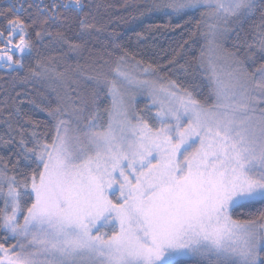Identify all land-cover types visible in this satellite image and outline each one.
Masks as SVG:
<instances>
[{
    "label": "snow or ice",
    "instance_id": "6c2138e0",
    "mask_svg": "<svg viewBox=\"0 0 264 264\" xmlns=\"http://www.w3.org/2000/svg\"><path fill=\"white\" fill-rule=\"evenodd\" d=\"M51 7L63 12L28 21L15 3L0 8L3 66L64 85L48 110L51 135L22 136L0 168V264H264V63L246 65L223 47L233 37L240 47L247 25L246 47L264 54V0H147L143 12L199 13L197 60L211 103L172 79H137L119 62L111 75L88 76L93 92L82 97L83 73L45 66L37 43L50 37L78 56L81 44L46 26L64 13L85 17L82 34L96 26L83 0ZM129 86L149 91L152 123L126 100Z\"/></svg>",
    "mask_w": 264,
    "mask_h": 264
},
{
    "label": "trees",
    "instance_id": "16d2710c",
    "mask_svg": "<svg viewBox=\"0 0 264 264\" xmlns=\"http://www.w3.org/2000/svg\"><path fill=\"white\" fill-rule=\"evenodd\" d=\"M65 2L67 0H0V8L15 3L18 14L28 21L63 12V9H55L51 6ZM83 3L88 6L85 9L89 13L86 19L95 24V28L82 34L79 19L85 17L78 18L72 13H64L60 19L55 22L50 21L46 26L54 34L57 31L62 32L67 40L81 44L82 48L78 56L68 52L67 44L50 43L49 41L52 40L50 37H45L42 43H37L38 58L45 66L59 71L71 66L74 72L83 73L79 77L78 88L82 97L91 99L93 87L87 80L88 76H96L107 67L110 69L120 56L128 53L125 59L135 64L137 61H142L145 66L153 65L156 68L154 75L157 78L166 82L169 79L175 80L181 87L193 91L198 98L212 102L209 96V79L199 68L197 60L203 47L200 31L196 29L199 13L177 16L171 13L143 12L147 0H83ZM21 5L23 7H20ZM2 19L0 17V21ZM176 24H180L181 27H173ZM157 25L159 27H156ZM245 32L250 34H241L240 47H234L237 41L233 37L225 43V49L237 51L246 65L255 61L258 66L264 63V59H261L264 54L255 48L249 50L246 47V43L251 42L254 33L247 25ZM101 64L104 65L103 69L100 67ZM31 65L33 68L36 67L35 59L31 61ZM47 80V78L31 76L27 69L18 76L0 62V138L13 141L8 146L0 144V168L8 162L9 157L13 161L16 159L14 155L18 151L16 145L22 136L30 139L34 131L38 136L51 135L53 128L48 110L55 109L60 101L56 90H53L52 84ZM73 95L75 96L76 93ZM76 103L80 104L79 98ZM98 103L101 106V114L104 115L103 109L110 107V98L106 95V89H101ZM149 108H151L150 112ZM135 110L152 123L155 109L149 100L139 97L135 102ZM8 171L11 175V163ZM244 215H247V212Z\"/></svg>",
    "mask_w": 264,
    "mask_h": 264
},
{
    "label": "rangeland",
    "instance_id": "374dc122",
    "mask_svg": "<svg viewBox=\"0 0 264 264\" xmlns=\"http://www.w3.org/2000/svg\"><path fill=\"white\" fill-rule=\"evenodd\" d=\"M223 47L225 48V44L223 45ZM218 54H221V53H218ZM118 62L121 63V69L123 71L131 72L137 79H150L156 85H160L161 83H163V84L167 83L166 81L157 78L154 74H151L149 76V75H146V74L140 72L138 70L137 65L135 63L127 60V59H125L123 62H120L119 60L116 61L115 63L112 64L111 68H113L116 65V63H118ZM110 69H109V67H107L104 70V72H106L109 75H111ZM224 70L227 71V67L226 66H225ZM207 77H208V74H207ZM47 79H48L47 81H49V83L52 84L53 89L56 90L57 94L59 93L60 95H63L64 85L61 82H59V81H57L55 79H49V78H47ZM141 96L145 97L147 100H149V103L152 105V97L149 94V91L147 89H137L135 86H129L128 92H127V96H126V100L131 102V104L134 106V108H135V102ZM152 106H153V108L155 109V112H156V107L154 105H152Z\"/></svg>",
    "mask_w": 264,
    "mask_h": 264
}]
</instances>
